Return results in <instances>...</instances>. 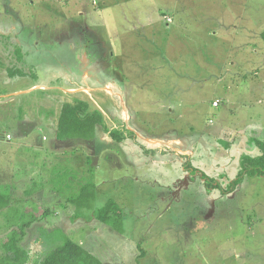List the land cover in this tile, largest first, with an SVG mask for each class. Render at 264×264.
Segmentation results:
<instances>
[{
	"label": "rangeland",
	"instance_id": "obj_1",
	"mask_svg": "<svg viewBox=\"0 0 264 264\" xmlns=\"http://www.w3.org/2000/svg\"><path fill=\"white\" fill-rule=\"evenodd\" d=\"M262 29L264 0H0V255L29 223L27 264L66 239L106 264H264V177L229 183L264 142ZM83 32L100 87L57 65ZM38 42L54 48L39 79L8 77L9 52ZM77 96L117 112L123 125L105 123L127 139H55L58 102ZM108 200L120 227L97 221Z\"/></svg>",
	"mask_w": 264,
	"mask_h": 264
},
{
	"label": "trees",
	"instance_id": "obj_2",
	"mask_svg": "<svg viewBox=\"0 0 264 264\" xmlns=\"http://www.w3.org/2000/svg\"><path fill=\"white\" fill-rule=\"evenodd\" d=\"M262 30L263 31L260 36L264 41V29ZM8 39L10 40V38ZM73 41L75 42L74 44L65 42L66 44L61 47V50L57 51V65L62 67L68 58L66 63L68 70H71L72 73L77 76L85 74L90 83L93 85V88H96V85L100 87L108 82V80H111V78L108 80L104 78V75L98 71V67L94 64L93 59L97 58V52H93V49H95L96 44L93 43L89 45V39L84 32L80 34V37H75ZM39 43L40 42H38L37 45L34 44L33 46L26 47L24 50L17 45L12 49V52H9V58L12 62L11 66L10 64L6 65L8 77L24 78L31 75L37 77L36 79H39L38 75L40 76L41 72L38 71L40 70L38 66L40 65V61L42 59L44 60L46 57L45 51L52 53L51 51L54 50V48L51 50L49 48L50 46H47L46 44H44V50L42 44ZM83 45L87 46V48H84L88 58V61L86 62L80 61V59L76 56L77 50L82 49ZM87 50L90 55L87 54ZM25 58L27 59V62L25 61ZM69 59L72 60V64H74L73 66L70 65L71 63H69ZM92 68H94V70H91ZM55 71L59 72V70ZM105 71L108 72V69ZM36 85L42 84L38 83L32 86ZM38 87L41 91L46 90L44 89L45 87ZM70 88L73 87H67V89ZM55 89L63 92L60 86H56ZM58 107L59 113L55 117V125H53L54 136L57 140L68 139L71 143L75 144V146L76 144L80 145V142H82V144L85 143V148L88 150L90 143L103 141L101 139L102 133H109L112 139L118 143L127 139L119 127L115 126L111 128L105 123V115H107L113 122L116 121L118 126L123 125L120 115L115 111H110L109 109H107L108 111L104 110V112H102V110H100L91 99H83L77 96L69 101H59ZM22 113V111L19 113L13 127L14 132L19 136L22 135L19 133L22 128L20 123L24 121L26 116V114ZM124 129L127 133H129V136L133 135V132L125 125ZM8 134L12 137L11 133L8 132ZM179 134L184 136L182 133ZM41 139L42 138H40V141ZM252 141L259 148L260 153L256 155H241L239 171L235 175V179L229 182L232 186H237L240 183L243 174L264 177V142L257 140ZM223 144L226 145L227 143ZM148 151L150 152L152 150L148 149ZM82 195L83 199L90 195L87 186L83 188ZM69 199L71 200V198ZM9 201L10 198L7 195L0 193V210L6 207L9 204ZM46 212L47 211H43L41 214L33 217V219L44 217ZM36 214L38 213L36 212ZM96 216L98 219L97 221L106 226L108 223H111L113 227H120L121 225V214L117 212V207L115 206V202L113 200H108L102 207H100L96 212ZM29 226V223H24L20 226V228L10 229L7 232L6 240L1 243L3 251L0 255V264H27L31 261L30 259L32 258L29 250L25 249V247L21 245V242L26 235L25 228L27 229ZM112 230L115 231L116 229ZM35 263L106 264L88 249L69 239H66L60 244L54 245L53 248L51 247L49 250L43 252V254H40L38 256V260H35L34 264Z\"/></svg>",
	"mask_w": 264,
	"mask_h": 264
},
{
	"label": "crops",
	"instance_id": "obj_3",
	"mask_svg": "<svg viewBox=\"0 0 264 264\" xmlns=\"http://www.w3.org/2000/svg\"><path fill=\"white\" fill-rule=\"evenodd\" d=\"M236 14V13H235ZM237 16H245V15H243L241 12H237V14H236Z\"/></svg>",
	"mask_w": 264,
	"mask_h": 264
},
{
	"label": "flooded vegetation",
	"instance_id": "obj_4",
	"mask_svg": "<svg viewBox=\"0 0 264 264\" xmlns=\"http://www.w3.org/2000/svg\"><path fill=\"white\" fill-rule=\"evenodd\" d=\"M91 44H93V43H91ZM87 54H89L90 55V53H89V51L87 50ZM94 60V64L96 65V59H93Z\"/></svg>",
	"mask_w": 264,
	"mask_h": 264
},
{
	"label": "built area",
	"instance_id": "obj_5",
	"mask_svg": "<svg viewBox=\"0 0 264 264\" xmlns=\"http://www.w3.org/2000/svg\"><path fill=\"white\" fill-rule=\"evenodd\" d=\"M170 19V18H169ZM10 138V136H8Z\"/></svg>",
	"mask_w": 264,
	"mask_h": 264
}]
</instances>
